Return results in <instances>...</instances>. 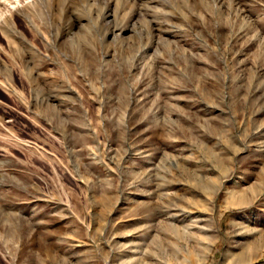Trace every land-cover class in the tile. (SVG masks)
Listing matches in <instances>:
<instances>
[{
	"label": "rangeland",
	"instance_id": "rangeland-1",
	"mask_svg": "<svg viewBox=\"0 0 264 264\" xmlns=\"http://www.w3.org/2000/svg\"><path fill=\"white\" fill-rule=\"evenodd\" d=\"M262 239L264 0H0V264H264Z\"/></svg>",
	"mask_w": 264,
	"mask_h": 264
},
{
	"label": "bare ground",
	"instance_id": "bare-ground-1",
	"mask_svg": "<svg viewBox=\"0 0 264 264\" xmlns=\"http://www.w3.org/2000/svg\"><path fill=\"white\" fill-rule=\"evenodd\" d=\"M243 195V194H242ZM234 197V196H233ZM237 198V197H236ZM235 197H234V199L232 198V200H229V205L230 206H236V207H239V206H241V205H243L244 203H246L247 205H248V201L250 202V200H248L247 201V198L248 197H246L245 195H243L242 196V198L240 199V200H238V199H236ZM231 199V198H230ZM254 201V200H253ZM252 202V201H251ZM198 223V222H197ZM234 226L235 225H237L236 223H234L233 224ZM263 242H264V240L262 239L261 241H259V242H256V243H254V245H253V248L256 250V251H262V250H264V244H263ZM251 248V247H250ZM243 254V253H242ZM247 254V253H246ZM258 254V253H257ZM233 255H234V253H233V250H229L227 253H226V255H225V258L226 259H228L230 262L232 261V259H233ZM240 256V255H239ZM235 257H236V254H235ZM241 259H242V257H241ZM240 259V257H239V261L241 260ZM227 260V261H228ZM244 261V260H243ZM247 261V260H246ZM233 264V263H232ZM235 264H245V263H242V262H237V263H235ZM247 264V263H246Z\"/></svg>",
	"mask_w": 264,
	"mask_h": 264
}]
</instances>
